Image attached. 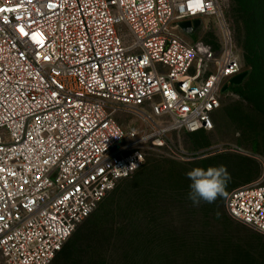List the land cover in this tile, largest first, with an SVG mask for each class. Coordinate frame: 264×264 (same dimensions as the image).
Masks as SVG:
<instances>
[{
    "label": "built area",
    "instance_id": "2783aa9c",
    "mask_svg": "<svg viewBox=\"0 0 264 264\" xmlns=\"http://www.w3.org/2000/svg\"><path fill=\"white\" fill-rule=\"evenodd\" d=\"M225 1L0 0V264H50L152 150L213 129L245 71ZM209 17L218 52L179 27ZM224 206L264 235V175Z\"/></svg>",
    "mask_w": 264,
    "mask_h": 264
},
{
    "label": "rangeland",
    "instance_id": "374dc122",
    "mask_svg": "<svg viewBox=\"0 0 264 264\" xmlns=\"http://www.w3.org/2000/svg\"><path fill=\"white\" fill-rule=\"evenodd\" d=\"M223 9L243 69L251 70L240 7L226 0ZM189 38L218 52V21L204 19ZM213 124L210 131L173 134L171 150H152L145 164L77 227L50 264H264V235L231 219L224 206L232 189L264 175V95L247 81L230 87ZM220 165L230 175L224 195L194 206L186 173ZM91 218L100 238L78 253L71 244Z\"/></svg>",
    "mask_w": 264,
    "mask_h": 264
},
{
    "label": "trees",
    "instance_id": "16d2710c",
    "mask_svg": "<svg viewBox=\"0 0 264 264\" xmlns=\"http://www.w3.org/2000/svg\"><path fill=\"white\" fill-rule=\"evenodd\" d=\"M236 1L240 7L241 17L243 18L245 31L244 48L248 55L247 62L251 67V70H246L247 76L242 83L247 81L251 90H255L257 93L259 92V96H262L264 95V0ZM258 101L259 100H257V102ZM93 220L94 218L89 219V221L83 225V228H81V232L79 231L75 239H73L71 247L77 245L78 247L76 246V248L78 253L83 254L84 250L86 251L93 242H96L100 238V231L97 233V229H95L97 226L94 227ZM83 243V248L78 249Z\"/></svg>",
    "mask_w": 264,
    "mask_h": 264
},
{
    "label": "clouds",
    "instance_id": "9594fccd",
    "mask_svg": "<svg viewBox=\"0 0 264 264\" xmlns=\"http://www.w3.org/2000/svg\"><path fill=\"white\" fill-rule=\"evenodd\" d=\"M132 167H135L133 164ZM186 177L191 181L188 199L194 206H199L201 202L214 203L218 197L223 196L230 175L224 165L209 166L207 169L194 168L186 173Z\"/></svg>",
    "mask_w": 264,
    "mask_h": 264
},
{
    "label": "water",
    "instance_id": "95a60500",
    "mask_svg": "<svg viewBox=\"0 0 264 264\" xmlns=\"http://www.w3.org/2000/svg\"><path fill=\"white\" fill-rule=\"evenodd\" d=\"M201 24H202V22H201L200 19H195L192 23L191 22H188V21L187 22L179 23V27L186 34H188L190 36H193V34L200 28ZM246 76H247V72L244 71V72L240 73L239 75L233 77L230 80V84H232V85H239L246 78ZM227 87L228 86H226L224 88V90L227 89Z\"/></svg>",
    "mask_w": 264,
    "mask_h": 264
},
{
    "label": "crops",
    "instance_id": "0c3cea01",
    "mask_svg": "<svg viewBox=\"0 0 264 264\" xmlns=\"http://www.w3.org/2000/svg\"><path fill=\"white\" fill-rule=\"evenodd\" d=\"M250 182H253V180L252 181H249V182H246V183H250Z\"/></svg>",
    "mask_w": 264,
    "mask_h": 264
},
{
    "label": "snow or ice",
    "instance_id": "6c2138e0",
    "mask_svg": "<svg viewBox=\"0 0 264 264\" xmlns=\"http://www.w3.org/2000/svg\"><path fill=\"white\" fill-rule=\"evenodd\" d=\"M0 11H2V10H0ZM21 31H22V29H21Z\"/></svg>",
    "mask_w": 264,
    "mask_h": 264
}]
</instances>
